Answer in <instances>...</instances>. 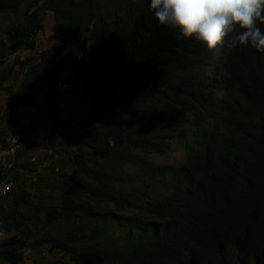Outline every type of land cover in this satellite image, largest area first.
<instances>
[{
	"label": "trees",
	"instance_id": "16d2710c",
	"mask_svg": "<svg viewBox=\"0 0 264 264\" xmlns=\"http://www.w3.org/2000/svg\"><path fill=\"white\" fill-rule=\"evenodd\" d=\"M47 13L54 40L36 52ZM0 19V64L37 55L5 88L9 106L62 80L90 97L62 123L54 99L37 141L35 121L19 127L12 162L0 163V262L26 264L25 250L45 247L68 257L60 264H264V53L177 38L149 0H0ZM17 113L7 121L20 126ZM10 137L1 127L0 149ZM26 145L52 164L44 177ZM174 146L187 154L171 166L135 153ZM31 174L53 185L32 193Z\"/></svg>",
	"mask_w": 264,
	"mask_h": 264
},
{
	"label": "rangeland",
	"instance_id": "374dc122",
	"mask_svg": "<svg viewBox=\"0 0 264 264\" xmlns=\"http://www.w3.org/2000/svg\"><path fill=\"white\" fill-rule=\"evenodd\" d=\"M22 8L23 6L19 10H22ZM6 14L12 15L13 13L6 12ZM15 19L16 18L10 20H12L13 22ZM9 22L10 21L0 19V35L3 34L4 26H6ZM51 23V14L47 13L44 20L45 32L40 33L37 37L36 52L47 48L53 42V35L50 31ZM78 45L80 44L78 43ZM36 52L20 50V52H18L15 56L10 57L6 61V63L0 64V74L5 76L4 80L0 81V129L1 127H4L7 135H11V125L13 124H10L7 121L6 114L8 110L17 111V109H20V113L17 111L20 121V128H24L26 124L33 121L38 124L32 138L33 141L39 140L42 135L50 130L51 122H54V120L49 116L50 114H47L49 111L48 109L54 99H57L61 103L60 105L64 111V115L60 118L61 123L68 117L77 118L84 115L90 105V97L81 90L79 82L76 81L73 83H69L65 80H62L54 89L44 88L38 91L30 106L19 105L18 103L9 106V101L11 100L12 95L8 93L5 88L11 87L13 92L17 90L19 84L21 83L25 66L37 60ZM86 59V52L83 55L79 53L76 59V63L84 66ZM135 153L139 157H142L146 160L155 162L160 165L168 166L175 165L176 163L184 160L187 154L185 148L180 146H174L170 150L162 153H150L144 151L143 149H137L135 150ZM21 155L27 158L30 157V159L34 158V161H37V163L34 166L33 170H35L36 173L41 174L43 177L46 174V171L48 169L47 167L52 165L49 160L39 154L35 146H27L25 148V151ZM12 160V157L6 158L4 160L0 159V163L2 165H9ZM35 175H30L31 177L29 178V181L27 183V188L32 193L34 192V190L36 193H39L43 190L48 191L47 186L50 187L51 185H53V183H51L53 179L50 178V174L46 176L49 183L45 188L35 185ZM103 206L107 207L106 205ZM24 260L26 264H60L62 262H69L68 257L63 253L58 251L49 253L45 247H36L25 250ZM0 264L3 263L0 262Z\"/></svg>",
	"mask_w": 264,
	"mask_h": 264
},
{
	"label": "clouds",
	"instance_id": "9594fccd",
	"mask_svg": "<svg viewBox=\"0 0 264 264\" xmlns=\"http://www.w3.org/2000/svg\"><path fill=\"white\" fill-rule=\"evenodd\" d=\"M156 21L213 50L248 45L264 53V0H149Z\"/></svg>",
	"mask_w": 264,
	"mask_h": 264
},
{
	"label": "built area",
	"instance_id": "2783aa9c",
	"mask_svg": "<svg viewBox=\"0 0 264 264\" xmlns=\"http://www.w3.org/2000/svg\"><path fill=\"white\" fill-rule=\"evenodd\" d=\"M17 111L20 113V109H17ZM18 124H14L11 126V137H10V145L0 149V159L4 160L6 157L13 156L16 152L17 147H19L18 141L20 139V135L18 134L19 129ZM9 190V185L0 184V196L5 195V193ZM5 237V233L2 229V225L0 223V239Z\"/></svg>",
	"mask_w": 264,
	"mask_h": 264
}]
</instances>
